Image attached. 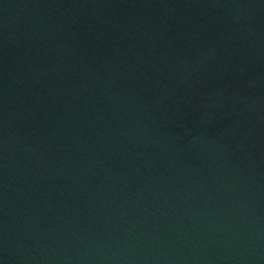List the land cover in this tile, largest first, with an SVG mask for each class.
Masks as SVG:
<instances>
[{"label": "water", "instance_id": "95a60500", "mask_svg": "<svg viewBox=\"0 0 264 264\" xmlns=\"http://www.w3.org/2000/svg\"><path fill=\"white\" fill-rule=\"evenodd\" d=\"M0 264H264V0H0Z\"/></svg>", "mask_w": 264, "mask_h": 264}]
</instances>
